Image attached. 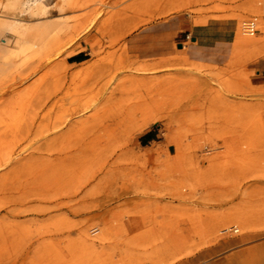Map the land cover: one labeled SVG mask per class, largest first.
<instances>
[{
  "label": "rangeland",
  "instance_id": "rangeland-1",
  "mask_svg": "<svg viewBox=\"0 0 264 264\" xmlns=\"http://www.w3.org/2000/svg\"><path fill=\"white\" fill-rule=\"evenodd\" d=\"M0 264H264V0H0Z\"/></svg>",
  "mask_w": 264,
  "mask_h": 264
},
{
  "label": "crops",
  "instance_id": "crops-1",
  "mask_svg": "<svg viewBox=\"0 0 264 264\" xmlns=\"http://www.w3.org/2000/svg\"><path fill=\"white\" fill-rule=\"evenodd\" d=\"M189 31H190V33L188 34V38H190L191 35L194 36V37H191L192 40H194V43H193L195 46L194 50L208 49V48H211L217 44V41H213L210 43V42H207V40H209V38L203 37V35L211 36L212 39L214 37H218L219 35H218L217 31H215L214 29H211L209 27H202V28L193 29V27H190Z\"/></svg>",
  "mask_w": 264,
  "mask_h": 264
},
{
  "label": "bare ground",
  "instance_id": "bare-ground-1",
  "mask_svg": "<svg viewBox=\"0 0 264 264\" xmlns=\"http://www.w3.org/2000/svg\"><path fill=\"white\" fill-rule=\"evenodd\" d=\"M85 33V32H84ZM47 58H49V57H47ZM47 60H49V59H47ZM51 60V59H50ZM48 62V61H47ZM47 62H45L46 64H47ZM36 69H37V67L36 68H34V70H33V72H35L36 71ZM137 85V84H136ZM120 90V89H119ZM123 118V117H122ZM116 121V120H115ZM127 121V120H126ZM86 123V122H85ZM81 124V123H80ZM83 124H84V122H83ZM127 125V124H126ZM76 138V137H75ZM90 148H92V147H90ZM94 149V148H93ZM90 152V151H89ZM4 167V166H3ZM5 240V239H4Z\"/></svg>",
  "mask_w": 264,
  "mask_h": 264
},
{
  "label": "trees",
  "instance_id": "trees-1",
  "mask_svg": "<svg viewBox=\"0 0 264 264\" xmlns=\"http://www.w3.org/2000/svg\"><path fill=\"white\" fill-rule=\"evenodd\" d=\"M78 58V57H77ZM78 62L82 61L83 59H76Z\"/></svg>",
  "mask_w": 264,
  "mask_h": 264
},
{
  "label": "water",
  "instance_id": "water-1",
  "mask_svg": "<svg viewBox=\"0 0 264 264\" xmlns=\"http://www.w3.org/2000/svg\"><path fill=\"white\" fill-rule=\"evenodd\" d=\"M179 48H181V45H179Z\"/></svg>",
  "mask_w": 264,
  "mask_h": 264
}]
</instances>
